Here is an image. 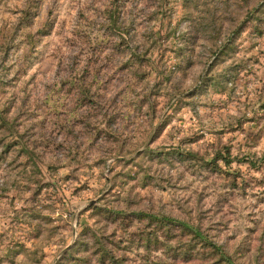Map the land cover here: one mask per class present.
Here are the masks:
<instances>
[{
	"label": "rangeland",
	"instance_id": "374dc122",
	"mask_svg": "<svg viewBox=\"0 0 264 264\" xmlns=\"http://www.w3.org/2000/svg\"><path fill=\"white\" fill-rule=\"evenodd\" d=\"M264 264V0H0V264Z\"/></svg>",
	"mask_w": 264,
	"mask_h": 264
},
{
	"label": "trees",
	"instance_id": "16d2710c",
	"mask_svg": "<svg viewBox=\"0 0 264 264\" xmlns=\"http://www.w3.org/2000/svg\"><path fill=\"white\" fill-rule=\"evenodd\" d=\"M226 261L228 262V264H234L229 258H227Z\"/></svg>",
	"mask_w": 264,
	"mask_h": 264
}]
</instances>
